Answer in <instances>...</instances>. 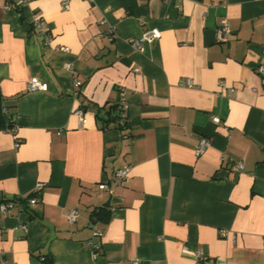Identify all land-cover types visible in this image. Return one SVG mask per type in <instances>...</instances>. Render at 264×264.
I'll return each instance as SVG.
<instances>
[{
  "label": "crops",
  "instance_id": "0c3cea01",
  "mask_svg": "<svg viewBox=\"0 0 264 264\" xmlns=\"http://www.w3.org/2000/svg\"><path fill=\"white\" fill-rule=\"evenodd\" d=\"M259 66L264 0H0V264H264Z\"/></svg>",
  "mask_w": 264,
  "mask_h": 264
},
{
  "label": "built area",
  "instance_id": "2783aa9c",
  "mask_svg": "<svg viewBox=\"0 0 264 264\" xmlns=\"http://www.w3.org/2000/svg\"><path fill=\"white\" fill-rule=\"evenodd\" d=\"M30 0H12L13 4L18 6H21L23 4H26L27 2H29ZM61 3L63 6H66L68 4V0H61ZM7 7L9 6V4L6 5ZM32 26L37 29V30H43L45 28V24L46 21L39 16L38 14H34V17L32 19ZM114 29L113 27L109 28L108 32L109 33H113ZM230 32V29L228 27V25L225 22H220L218 25V31H217V38L220 40H223L225 38H227L228 34ZM160 35V31L157 28H150L146 31L143 32L142 36L136 39H131L130 42L132 43V45L135 48H142L145 42H148L150 40H152L153 38H157ZM67 66L69 67V65L67 64ZM259 71L264 74V66H259ZM81 81L79 79H76L74 81V85L75 86H80ZM218 85L221 89L228 91H233L234 87L228 85L227 83H225L223 80H219L218 81ZM47 83L40 80L37 77H32L27 81V89L28 90H47ZM119 107L123 112V116H124V109H125V104L123 102L119 103ZM76 114L78 115V119L80 121L81 124H83L85 122V116H84V111L83 109L80 107L78 109H76ZM213 120L218 122L219 121V117L214 116ZM211 142V138L209 137H201L196 145L195 148V155H200L207 146L210 145ZM19 141L15 142V145H18ZM242 167V163L241 162H237L235 164V169H239ZM128 174V168L124 167L121 169H118L115 172V176H116V180L120 181L124 178H126ZM102 187L108 189L109 186L107 184H102ZM28 202L30 204H34L36 203V198L34 196H30L28 198ZM13 205L12 201H4L0 203V211L2 212H6L11 206ZM67 219L70 222H73L76 219L77 216V209L76 208H72L68 211L67 213ZM101 232V228L98 226H94V233L95 234H100ZM92 246H93V253L94 256L98 254L99 252V248H100V241L98 239H93L92 240ZM198 255V254H197ZM132 264H139L137 259H133L132 260Z\"/></svg>",
  "mask_w": 264,
  "mask_h": 264
},
{
  "label": "trees",
  "instance_id": "16d2710c",
  "mask_svg": "<svg viewBox=\"0 0 264 264\" xmlns=\"http://www.w3.org/2000/svg\"><path fill=\"white\" fill-rule=\"evenodd\" d=\"M110 109L107 110V114H109L108 118H107V121L110 122V121H115L117 123V126L119 128H124L125 127V123H126V116L122 115L123 112L122 110L120 109V107L116 104V105H111L109 107ZM113 111V112H112ZM2 120V113H1V110H0V121ZM19 200V199H18ZM104 209L103 206H99L98 207V213H101V210ZM96 218H99L96 216Z\"/></svg>",
  "mask_w": 264,
  "mask_h": 264
}]
</instances>
